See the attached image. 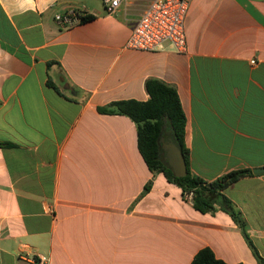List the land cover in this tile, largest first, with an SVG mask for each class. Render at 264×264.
Wrapping results in <instances>:
<instances>
[{
  "label": "crops",
  "instance_id": "obj_1",
  "mask_svg": "<svg viewBox=\"0 0 264 264\" xmlns=\"http://www.w3.org/2000/svg\"><path fill=\"white\" fill-rule=\"evenodd\" d=\"M145 2L0 0V264H188L202 246L259 264L227 212L193 208L134 122L97 106L145 100L156 77L177 92L191 173L264 166V0H188L183 50L126 45ZM68 8L93 16L57 23ZM222 191L264 258V170Z\"/></svg>",
  "mask_w": 264,
  "mask_h": 264
},
{
  "label": "trees",
  "instance_id": "obj_2",
  "mask_svg": "<svg viewBox=\"0 0 264 264\" xmlns=\"http://www.w3.org/2000/svg\"><path fill=\"white\" fill-rule=\"evenodd\" d=\"M92 16L85 14L80 16L79 20L89 19ZM144 85L148 93L147 99H115L105 105L97 106V110L127 115L135 124L136 145L148 168L152 171H161L168 181L179 186L183 197L185 193L190 192L191 205L200 212H213L217 208L227 212L241 230L259 264L262 263L264 258L257 253L245 233L241 212L222 191L230 182L250 173L251 170L231 169L211 179L191 173L188 168V150L183 141L185 117L175 88L156 77H147ZM163 135H169L178 145L186 166L185 174H172L162 158L158 138ZM150 184V179L143 184L141 194L149 189ZM188 264L239 263H226L215 257L208 246H202L193 254Z\"/></svg>",
  "mask_w": 264,
  "mask_h": 264
},
{
  "label": "built area",
  "instance_id": "obj_3",
  "mask_svg": "<svg viewBox=\"0 0 264 264\" xmlns=\"http://www.w3.org/2000/svg\"><path fill=\"white\" fill-rule=\"evenodd\" d=\"M127 0H102L105 10L111 12ZM188 0H146L126 40V45L135 49L153 50L167 43L176 50L185 47L183 20ZM83 9L68 8L55 12L53 19L65 26L77 22ZM252 61V60H251ZM190 192L185 198L190 199ZM34 264H46L40 254L30 256Z\"/></svg>",
  "mask_w": 264,
  "mask_h": 264
},
{
  "label": "water",
  "instance_id": "obj_4",
  "mask_svg": "<svg viewBox=\"0 0 264 264\" xmlns=\"http://www.w3.org/2000/svg\"><path fill=\"white\" fill-rule=\"evenodd\" d=\"M162 136L158 138L160 142V147L163 149L162 158L169 167L170 171L174 175H183L186 173V166L184 162L183 155L178 147V145L173 140L166 142H161ZM253 172H260L264 170V166L253 167L251 169Z\"/></svg>",
  "mask_w": 264,
  "mask_h": 264
},
{
  "label": "flooded vegetation",
  "instance_id": "obj_5",
  "mask_svg": "<svg viewBox=\"0 0 264 264\" xmlns=\"http://www.w3.org/2000/svg\"><path fill=\"white\" fill-rule=\"evenodd\" d=\"M165 138H167L166 141L172 140L169 135H166ZM161 142H164V141L161 139ZM161 155L163 156V149H161Z\"/></svg>",
  "mask_w": 264,
  "mask_h": 264
},
{
  "label": "rangeland",
  "instance_id": "obj_6",
  "mask_svg": "<svg viewBox=\"0 0 264 264\" xmlns=\"http://www.w3.org/2000/svg\"><path fill=\"white\" fill-rule=\"evenodd\" d=\"M165 136H166V135H163V136H162V140H163L164 142H166V140H167V138H165Z\"/></svg>",
  "mask_w": 264,
  "mask_h": 264
}]
</instances>
